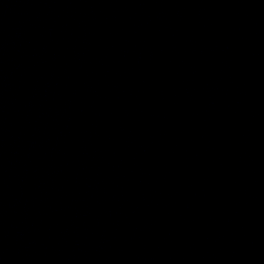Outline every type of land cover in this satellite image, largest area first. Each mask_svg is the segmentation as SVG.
<instances>
[{"label":"water","instance_id":"95a60500","mask_svg":"<svg viewBox=\"0 0 264 264\" xmlns=\"http://www.w3.org/2000/svg\"><path fill=\"white\" fill-rule=\"evenodd\" d=\"M0 264H264V0H0Z\"/></svg>","mask_w":264,"mask_h":264}]
</instances>
